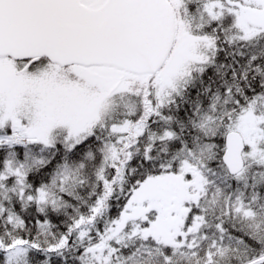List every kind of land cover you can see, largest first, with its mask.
I'll list each match as a JSON object with an SVG mask.
<instances>
[{
	"label": "trees",
	"instance_id": "trees-1",
	"mask_svg": "<svg viewBox=\"0 0 264 264\" xmlns=\"http://www.w3.org/2000/svg\"><path fill=\"white\" fill-rule=\"evenodd\" d=\"M175 11L187 25L198 20L209 50L174 90L161 93L155 75L132 76L79 140L0 143V264H264V0H180ZM238 13L256 34L242 35ZM16 124L0 125V135ZM239 124L249 133L245 168L231 176L223 138ZM191 168L204 185L187 221L201 224L184 245L128 227L103 243L139 183L190 178ZM97 248L113 251L94 256Z\"/></svg>",
	"mask_w": 264,
	"mask_h": 264
},
{
	"label": "rangeland",
	"instance_id": "rangeland-1",
	"mask_svg": "<svg viewBox=\"0 0 264 264\" xmlns=\"http://www.w3.org/2000/svg\"><path fill=\"white\" fill-rule=\"evenodd\" d=\"M101 1L80 0L89 8ZM169 2L175 7L180 0ZM235 24L245 38L258 32L256 28H249L240 15ZM184 30V27L178 28L176 37ZM185 39L187 42L183 43ZM185 39L179 38L174 43L177 53L168 57L156 76L161 81V93L172 90L191 66L205 59L200 43L191 36ZM189 41L197 43L195 50L190 47L194 43ZM17 71L21 72L19 76ZM116 81V72L100 67L71 65L62 68L44 61L27 64L4 59L0 61V125L14 120L42 137L46 144L82 137L84 130L103 122L109 115V106L115 98L111 90ZM44 130L48 131L47 137ZM233 130L245 139L248 137L249 133L240 124L233 126ZM188 170L190 178L166 173L139 183L130 192L121 214L106 230L103 243L118 237L129 226L130 234L149 236L166 245L185 244L187 236L194 234L201 224L198 216L189 222L186 220L204 185L199 172L193 168ZM98 250L100 252L91 254L98 256V253L109 252Z\"/></svg>",
	"mask_w": 264,
	"mask_h": 264
},
{
	"label": "water",
	"instance_id": "water-1",
	"mask_svg": "<svg viewBox=\"0 0 264 264\" xmlns=\"http://www.w3.org/2000/svg\"><path fill=\"white\" fill-rule=\"evenodd\" d=\"M173 10L166 0H105L88 9L78 0H0V57L45 56L60 66L113 67L153 74L173 41ZM229 174L243 168L238 132L224 138Z\"/></svg>",
	"mask_w": 264,
	"mask_h": 264
}]
</instances>
